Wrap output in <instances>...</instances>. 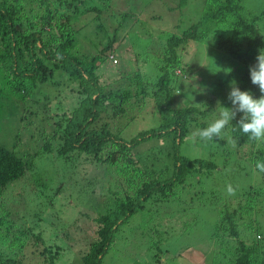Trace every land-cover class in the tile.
I'll return each instance as SVG.
<instances>
[{"label": "trees", "instance_id": "obj_1", "mask_svg": "<svg viewBox=\"0 0 264 264\" xmlns=\"http://www.w3.org/2000/svg\"><path fill=\"white\" fill-rule=\"evenodd\" d=\"M188 1L180 0L179 5L183 6ZM109 2L110 0H0V119L16 111V98L23 96L22 100H28L29 96L33 103L26 101L25 110L36 104L41 113L45 114V126L51 125V129L47 131L42 127L37 139H44V142L34 154H20L17 151L18 142L11 147L0 143V199L13 182L22 180L28 172L38 168L35 158L41 154H53L70 162L83 157L112 166L111 177H119V185L114 183L115 186L107 190V193H99L106 196L107 209L98 212L94 218L97 222L94 235L97 237L76 251L84 264H102L118 231L132 216L142 211L145 204L159 206L167 200L181 201L180 197L186 187H193L197 180L200 181L198 177L209 175L217 168L213 158H190L180 152V146L189 131L193 130L192 127L202 129L210 124L205 121L208 110L203 109L202 105L199 107L191 103H176L179 80L187 78L182 52L186 51L190 41L212 39L219 50L243 61L247 70L236 85L242 91H250L255 98L261 95L259 87L251 82L249 68L256 63L259 50L263 49L264 36H261L262 29L258 19L264 16V10H255L249 17L244 14L243 0H203L202 13L194 23L181 33L172 32L159 48L149 45L144 48L142 54H151V49L154 57V68L157 71H153L152 78L145 77L141 70L130 73L126 71L121 73L120 78L119 75L106 82L100 69L106 61L113 65L119 61L118 52L121 53L120 47L124 40L120 39L118 31L130 16L129 12L123 11L113 14L112 21L116 20L118 26L115 25L111 31L105 20H102L104 11L108 10L105 9L106 5L110 6ZM109 13L111 16L114 11ZM87 14L90 19L99 21L97 29L106 37L102 48L97 50L92 47H96L98 33L88 34L73 25L76 17ZM134 17L135 14L132 13L131 20ZM138 19L141 18L136 17L134 21L137 22ZM86 42H90L91 48H86ZM138 53L140 54L139 50ZM115 56L117 59H114ZM57 71L65 72L71 85H78L81 98L72 111L51 116L53 106L50 100L42 102L34 97L41 85L53 79ZM222 100V106L232 107L228 96ZM140 101L148 106L152 104V112L161 119L157 121V125L137 131L133 135L127 128L114 130L112 123L123 114L129 115L132 107ZM144 108L145 106L141 114L144 113ZM105 115L112 118L111 121H107ZM242 115L238 113L231 121L232 125L225 129L222 138H215L210 143L214 142L213 149L218 145L224 146L223 142L228 138L235 139L238 144L247 143L250 145L247 158L252 159L255 155L256 165L257 161H264V144L250 141L239 130L237 122ZM138 117L132 115L131 123L127 127ZM21 119L29 120L23 115ZM153 139L167 140L171 145V152L168 154L173 160V172L169 177H161L154 171L149 172L134 152L142 143ZM216 140L223 141L222 145L216 143ZM37 172L42 174L40 170ZM40 176L37 178L40 186L52 191L49 181L41 180ZM63 187V183L57 185L45 208L56 204L58 192ZM90 188H94L93 182ZM262 189H249L243 194L246 202L238 201L237 207L225 203L221 208L213 238L217 239L216 245L220 249L228 250L225 253L229 255L226 259H220L217 264H264V224L257 221L255 226L251 223L244 228L251 235L256 231L251 242L247 241L249 236L242 237L243 229L240 225V218L246 214L251 215L255 209L259 210L258 206L262 204V208L264 205V188ZM38 192L40 196L44 190L39 189ZM92 192L97 194L96 190ZM35 205L43 204L34 203L33 206ZM5 210L9 211L7 208ZM27 213L23 215L28 219ZM83 214L92 215L91 212ZM4 219L0 216V264H28L17 254H9L11 252L8 250L14 244H18V248L26 244L29 238L27 234L32 231L30 228H34L33 222L28 220L29 228L16 229ZM77 220L76 218L74 225L78 224ZM160 220L162 218L139 227L144 237L150 234L159 235L162 227ZM71 227L82 230L81 225ZM37 231V240L45 242V230ZM64 236L69 235L64 234L62 237ZM72 236L74 240L69 236L70 240L76 241V235ZM66 245L69 247L68 243L59 244L57 249L45 246L41 254L46 263L57 264L62 254L61 247L65 249Z\"/></svg>", "mask_w": 264, "mask_h": 264}, {"label": "rangeland", "instance_id": "obj_2", "mask_svg": "<svg viewBox=\"0 0 264 264\" xmlns=\"http://www.w3.org/2000/svg\"><path fill=\"white\" fill-rule=\"evenodd\" d=\"M179 3L180 0H110L108 4L110 6L106 5L105 9L108 10L104 11L102 20H105L111 31L115 25L118 26L116 20L112 21L113 14L123 11L129 12L130 16L118 31L120 39L124 40L120 47L121 53L118 52L119 61L116 65L106 61L107 63L100 69L106 82L112 81L119 75L120 78L121 73L126 71L130 73L141 70L145 77H153V71H157L154 68V57L150 48L151 54H142L144 48L148 45L159 48L172 32L181 33L202 13L203 0H189L183 6ZM243 4L244 14L249 17L255 10H264V0H243ZM110 9L114 11L111 16ZM132 13L135 14L133 20H131ZM262 16L259 17L258 24L262 29L261 36H264V16ZM136 17L141 19L135 22ZM73 22L74 27L81 29L82 32L98 33L96 47L92 48L93 50L102 48L106 37L97 29L98 20L90 19L87 14L76 17ZM85 45L86 48H91L90 42H86ZM227 55L215 46L212 39L190 41L186 51L182 52L187 78L179 80V92L176 93L177 105L188 103L202 105L203 109L208 110V118L205 120L208 123L218 118L222 99L228 96L232 83L237 84L247 70L243 61ZM114 59L117 57L115 56ZM67 76L65 72L57 71L54 78L41 85L35 93L34 99H38L37 101L50 100L53 106L51 116L72 111L80 101L78 85L76 83L71 85ZM27 98L29 101L22 100L23 96L16 98L17 112L0 119L2 123L0 143L11 147L18 142L17 151L23 155L34 154L43 145L44 139L42 141L37 139L42 127H45L46 131L51 129L50 124L45 126L47 120L39 106L35 104L32 108L25 110L26 101L29 104L33 103V99L29 96ZM144 106V113L141 114ZM152 108V104L148 106L142 101L137 102L129 115L123 114L111 126L114 130L127 128L131 135L137 131L155 127L157 121L161 119L152 112ZM22 115L26 116L29 122L22 120ZM132 115L139 117L127 127L131 123ZM104 117L107 121L112 119L107 115ZM192 129L181 144L180 152L190 158H213L217 168L209 175L198 177L201 182L197 180L193 187H186L183 190L184 194L180 197L181 201L167 200L159 206L145 204L143 210L132 216L118 231L102 264H186L188 260L190 264H217L220 259H226L229 255L226 254L228 250L220 249L216 245L217 239L213 238L221 208L225 203L233 207H237L240 200L245 203L246 198L243 194L249 189L263 190L264 172L256 168L255 155L252 159L248 156L253 163L247 158L250 149L247 143L238 144L233 138H228L225 142L216 140V143L221 145L223 142L225 148L218 145L213 149L214 142L201 141L198 137L193 138L192 133L199 128L194 126ZM169 151L171 152V145L167 143V140L153 139L142 143L134 152L149 172L154 171L161 177H169L173 172V160L169 157ZM35 159L38 168L28 172L22 180L13 182L0 199V216L5 218L4 221L13 224L17 229L29 228L28 220H31L35 228H30L32 231L27 234L29 238L26 244L20 248L17 247L18 244H14L15 248L12 246L8 250L11 252L9 254H17L28 264H47L45 257L41 254L42 249L45 246L57 249L59 244L68 243L69 247L67 245L65 249L61 247L62 254L56 263L84 264L76 251L97 237L96 234L94 235L97 223L94 218L98 212L107 209L106 196L99 193L104 191L107 193V190L115 186L114 183L119 185V177H111L113 167L105 162H93L83 157L75 158L70 162L53 154H41ZM169 165L170 168H168ZM37 170L42 171V174ZM39 176L41 180L49 181L52 191H47L40 186L37 181ZM91 182L94 184L92 190ZM60 183H63L64 187L58 192L56 204L45 208L51 199L50 194H54ZM229 184L236 190L233 196L227 194ZM39 189L44 190L40 196ZM93 190H96L97 194L94 195ZM34 203L43 205L33 206ZM261 205L258 206V211L255 209L251 215L246 214L245 217L240 218L241 229H243L241 235L245 238L250 237L248 242H251L256 231L252 228L254 232L251 235L244 228L251 223L255 226L257 221L264 224V205L262 208ZM6 208L9 211L5 210ZM25 212H28V219L23 215ZM85 212H91L92 215L87 216V213L83 214ZM76 218L82 230L72 229V225L79 226L74 225ZM158 218H162L160 224L163 228H158L160 236L150 234L144 237L139 227L158 221ZM39 229L45 230V242L35 237ZM70 233L76 235V241H72L74 238ZM64 234H68L72 240L69 236L62 237ZM191 249L201 257L190 255Z\"/></svg>", "mask_w": 264, "mask_h": 264}, {"label": "clouds", "instance_id": "obj_3", "mask_svg": "<svg viewBox=\"0 0 264 264\" xmlns=\"http://www.w3.org/2000/svg\"><path fill=\"white\" fill-rule=\"evenodd\" d=\"M230 71V70H229ZM253 85L259 87L261 95L255 98L250 91H242L235 82L232 83L228 100L232 107L220 106L218 118L206 128L197 129L192 133L193 138L201 141H212L222 138L225 129L232 123L238 113L243 115L238 120L239 130L248 136L250 141L264 143V49L259 50L256 63L249 68ZM178 72H180L178 70ZM256 168L264 172V161H257ZM227 194L233 196L236 190L231 184L227 186Z\"/></svg>", "mask_w": 264, "mask_h": 264}, {"label": "crops", "instance_id": "obj_4", "mask_svg": "<svg viewBox=\"0 0 264 264\" xmlns=\"http://www.w3.org/2000/svg\"><path fill=\"white\" fill-rule=\"evenodd\" d=\"M189 253L192 256L197 255V256L201 257L200 254L198 255V253L196 251H194L193 249H191V251H189ZM186 264H190V261L189 260L186 261Z\"/></svg>", "mask_w": 264, "mask_h": 264}]
</instances>
